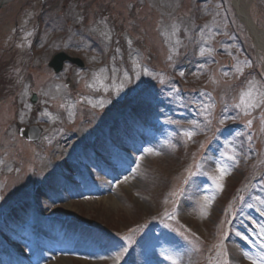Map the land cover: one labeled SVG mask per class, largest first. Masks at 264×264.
Masks as SVG:
<instances>
[{
    "label": "rangeland",
    "instance_id": "1",
    "mask_svg": "<svg viewBox=\"0 0 264 264\" xmlns=\"http://www.w3.org/2000/svg\"><path fill=\"white\" fill-rule=\"evenodd\" d=\"M0 89V264H260L264 53L234 0H7Z\"/></svg>",
    "mask_w": 264,
    "mask_h": 264
},
{
    "label": "snow or ice",
    "instance_id": "2",
    "mask_svg": "<svg viewBox=\"0 0 264 264\" xmlns=\"http://www.w3.org/2000/svg\"><path fill=\"white\" fill-rule=\"evenodd\" d=\"M181 75H183V73H181ZM251 93L250 92H242L241 93V96H240V105L238 106H242L244 107L246 110L248 108H251V107H258V105H254V104H251V103H247L246 102V98L247 97H250ZM221 123H223V121H221ZM248 125L251 126L252 124V121L249 120L248 122ZM184 135L186 137H188L189 139L192 137L193 135V132L192 131H185L184 132ZM222 156H225L226 159L228 160H232L233 157L232 156H227L225 153H221ZM216 171L219 173V176L218 177H213V182L216 184V188L217 190H220L222 188V184L219 183L218 181L222 180L224 175L227 173V169L226 167H224L219 161L217 162V168H216ZM125 179H127V177H125ZM249 207H251V205H249ZM206 214V213H205ZM260 214L262 216H264V211H261ZM261 231H264V226H261ZM242 239H245L247 240V237H241ZM261 248H264V243H262L261 245ZM227 256V253H225V257ZM244 256L246 259H249V260H252V264H257V260L256 259H253L252 257L248 256L247 253H244ZM259 260H260V264H264V255L260 256L259 257ZM224 264H228V261L227 259H225L224 261Z\"/></svg>",
    "mask_w": 264,
    "mask_h": 264
},
{
    "label": "water",
    "instance_id": "3",
    "mask_svg": "<svg viewBox=\"0 0 264 264\" xmlns=\"http://www.w3.org/2000/svg\"><path fill=\"white\" fill-rule=\"evenodd\" d=\"M65 61H68L80 68L84 67V62L80 58L69 56L64 52H59L54 54L49 62V66H51L54 69V71L58 73L63 69V65ZM37 101H38V97L36 93H32L30 97V102L36 103ZM26 131H27V139L31 141L38 140L41 134V128L37 125L29 126L26 129Z\"/></svg>",
    "mask_w": 264,
    "mask_h": 264
},
{
    "label": "bare ground",
    "instance_id": "4",
    "mask_svg": "<svg viewBox=\"0 0 264 264\" xmlns=\"http://www.w3.org/2000/svg\"><path fill=\"white\" fill-rule=\"evenodd\" d=\"M7 0H0V3L6 2ZM234 5L237 11L239 19L245 24L249 35L255 45L258 52L264 53V32L259 29L249 16L245 5L241 0H234Z\"/></svg>",
    "mask_w": 264,
    "mask_h": 264
},
{
    "label": "trees",
    "instance_id": "5",
    "mask_svg": "<svg viewBox=\"0 0 264 264\" xmlns=\"http://www.w3.org/2000/svg\"><path fill=\"white\" fill-rule=\"evenodd\" d=\"M6 88L4 87V89L3 90H5ZM1 90V89H0ZM1 94V93H0Z\"/></svg>",
    "mask_w": 264,
    "mask_h": 264
}]
</instances>
